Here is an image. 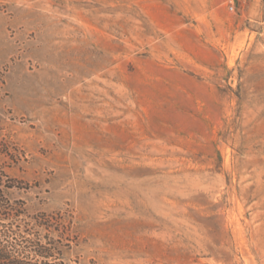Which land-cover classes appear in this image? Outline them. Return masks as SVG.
<instances>
[{"label": "rangeland", "instance_id": "374dc122", "mask_svg": "<svg viewBox=\"0 0 264 264\" xmlns=\"http://www.w3.org/2000/svg\"><path fill=\"white\" fill-rule=\"evenodd\" d=\"M4 174L73 264H264V0H0Z\"/></svg>", "mask_w": 264, "mask_h": 264}, {"label": "trees", "instance_id": "16d2710c", "mask_svg": "<svg viewBox=\"0 0 264 264\" xmlns=\"http://www.w3.org/2000/svg\"><path fill=\"white\" fill-rule=\"evenodd\" d=\"M0 176V264H73L65 256L71 240L63 235L70 232L69 225L61 223L55 228L52 217L45 212L29 213L24 202H11ZM8 180V179H7ZM57 232V237L53 234Z\"/></svg>", "mask_w": 264, "mask_h": 264}]
</instances>
